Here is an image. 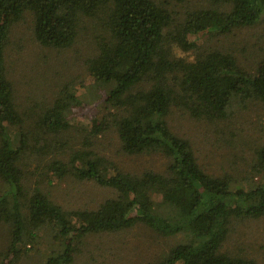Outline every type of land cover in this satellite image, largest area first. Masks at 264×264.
<instances>
[{
    "label": "trees",
    "instance_id": "trees-1",
    "mask_svg": "<svg viewBox=\"0 0 264 264\" xmlns=\"http://www.w3.org/2000/svg\"><path fill=\"white\" fill-rule=\"evenodd\" d=\"M165 2L182 7L157 0H0V223L9 227L0 264H13L42 236L50 244L44 264H70L86 235L137 224L182 236L147 264H258L222 248L234 218L264 216V136L238 138L244 127L237 120L249 104L264 106V55L245 66L208 40L264 20V0ZM26 13L33 39L53 49L72 46L86 20L96 23L95 51L84 62L90 79L81 83L91 88L89 99L68 83L39 112L19 108L4 48ZM173 109L221 126L234 159L225 171L203 168L193 140L173 128ZM84 116L86 126L72 123ZM71 128L78 135L65 138ZM107 132L116 135L120 152L145 155L153 165L124 168L97 148ZM47 155L48 179L29 183L26 169ZM68 178L109 187L115 196L93 208L64 207L48 185Z\"/></svg>",
    "mask_w": 264,
    "mask_h": 264
},
{
    "label": "rangeland",
    "instance_id": "rangeland-1",
    "mask_svg": "<svg viewBox=\"0 0 264 264\" xmlns=\"http://www.w3.org/2000/svg\"><path fill=\"white\" fill-rule=\"evenodd\" d=\"M157 1L166 4V0ZM198 2L206 3L205 0H198ZM173 4L166 5L173 10L182 7ZM88 22L89 20L84 22L85 28L80 31L74 44L64 49L39 45L33 39L32 18L28 13L13 25L4 51L7 75L13 84V94L20 109L35 111L32 113L39 112L58 93L59 87L68 83L73 86L77 96L84 100L89 99L91 88L87 92L81 83L84 81V84L88 86L90 78L84 62L95 51L94 37L98 29L96 23ZM208 42L221 50L232 52L245 66L253 65V62L264 55V20L251 26L233 29L227 34L212 35ZM175 52L184 57L190 56L181 50L175 49ZM100 109L96 108L94 111L97 112ZM171 113L173 128L193 140L194 147L199 153L198 161L203 168L210 173L225 171L234 159L229 143L221 138L219 132L221 126L197 123L179 109H173ZM239 113L241 115H237V120L241 123L240 126L244 127L242 128L244 135L240 134L238 138L256 141L264 136V106L252 103ZM72 123L86 126L88 121L85 116L75 117ZM233 127L232 123L230 128L233 129ZM225 131L228 132L227 126ZM70 135L78 134L73 128L63 134L65 138ZM98 138L97 148L99 150L104 148L103 150L111 158H115L128 170L141 171L153 165L145 155L132 156L120 152L114 133L107 132ZM81 140L78 137L74 146H80ZM51 145L56 146L54 140ZM237 152L236 156L241 154V151L237 150ZM50 155H53V152ZM243 156L246 158L245 154ZM48 158L49 155L36 167L37 162L30 164L26 169L29 183L41 175L48 179L49 173L44 167ZM236 165L239 176L247 174L246 165L241 159H238ZM256 179L258 180L255 178V181ZM57 182L48 186L53 192L54 199L64 207L93 208L106 198L115 196L113 189L90 181L72 182L68 178ZM2 189L4 185L0 181V191ZM46 235H49V231H46ZM43 238L42 236V239H38V243L32 246L28 244L26 248L31 250L21 254L13 264H44L45 252H49L50 244L44 243ZM8 241L9 227L7 224L0 223V254ZM181 241L182 236L179 234L162 236L142 224L116 232L93 233L83 238L82 248L70 264H147L161 258L172 245ZM222 250L232 255L254 259L258 264H264V216L234 218Z\"/></svg>",
    "mask_w": 264,
    "mask_h": 264
}]
</instances>
